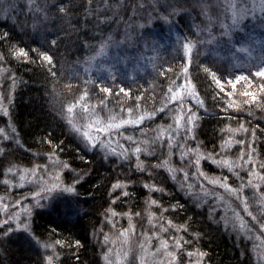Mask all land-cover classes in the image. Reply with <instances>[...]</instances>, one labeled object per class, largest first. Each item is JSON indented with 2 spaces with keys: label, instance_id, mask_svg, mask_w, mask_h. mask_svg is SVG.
I'll use <instances>...</instances> for the list:
<instances>
[{
  "label": "rangeland",
  "instance_id": "obj_1",
  "mask_svg": "<svg viewBox=\"0 0 264 264\" xmlns=\"http://www.w3.org/2000/svg\"><path fill=\"white\" fill-rule=\"evenodd\" d=\"M52 2L0 0V19L28 41L45 43L54 38L62 25L59 11L50 6ZM109 2L118 11L112 18L100 17V22L108 24V20H113L110 30L93 50L74 59L81 60L77 64L81 74L72 71L68 74L81 75L77 79L82 84L80 90L77 94L69 87L61 90L56 83L51 85L49 95L54 112L73 139L83 146L82 150L99 154L105 163L124 161L143 165L145 174L150 176L142 184L146 198L138 213L130 214L127 208L107 209L98 228L100 261L102 264H208L194 243L197 236L193 235L191 240L186 227L168 217L174 206L160 199L166 201L173 193L177 199L180 194L188 206L205 212L212 225L234 242L245 264H264V164L258 158L256 139L259 123H264V113L262 120L256 118L260 111L257 109L264 112L261 87L264 76L256 75L264 68V0ZM175 20L183 21V28H178ZM76 24L77 21L68 23L66 32L74 30ZM92 42L95 41L88 39L86 50ZM185 44L191 46L190 52L184 48ZM169 56L183 59L188 66L210 56L225 73L222 81L228 88V98L237 101L240 123L226 131L219 145L210 146L212 150H205L195 136L202 101L197 100V90L185 69L180 81L175 77L177 84L172 82L167 86L159 104L157 92L150 96V102L145 98L132 102V95L119 89L126 80L144 79L149 81L148 87L158 85L160 91L165 69L159 74L157 69ZM212 72L219 74L216 67L207 74L212 77ZM237 76L242 78L236 81ZM14 80V74L0 59V129L3 130L0 131V222H3L0 255L3 258L4 248L13 243L35 252L40 264H59V253L53 243L40 238L50 247L45 248L41 243L29 245L18 226L27 223L32 233V217L38 212L66 221L86 212L75 188L84 175L72 171L55 153L31 155L34 163L30 165L8 159L7 151L11 148L16 152L15 148L20 146L10 118ZM95 80L109 83L97 82L100 86L96 87ZM229 80L235 81V86ZM216 86L220 90L225 88ZM173 96L177 98L174 100ZM154 106L157 107L152 109ZM192 114H195V128L188 132ZM122 120L138 122L121 124ZM113 124L117 126L111 127ZM85 133L96 137L95 144ZM137 148L141 150L139 156ZM140 156L144 159L137 161ZM151 157L154 160L146 167L147 158ZM224 160L233 165L231 170L221 163ZM126 170H121L114 185L121 194L129 185L124 178ZM69 188L75 191H68ZM9 228L14 231L8 233ZM47 257L52 260L49 262Z\"/></svg>",
  "mask_w": 264,
  "mask_h": 264
},
{
  "label": "trees",
  "instance_id": "obj_2",
  "mask_svg": "<svg viewBox=\"0 0 264 264\" xmlns=\"http://www.w3.org/2000/svg\"><path fill=\"white\" fill-rule=\"evenodd\" d=\"M53 1L50 6L59 11L58 16L61 15L62 25L58 26L54 38L51 37L52 39L45 43L28 41L22 35L17 34L19 31L15 30L7 21L0 19V59L16 78L13 81L15 88L11 100L10 118L20 142V146L15 148L17 151L13 152L10 148L7 151V156L15 163L17 161L30 165L34 163V158L31 155L42 156V154L55 153L72 171L84 175L75 188L76 196L83 201L86 212L71 221H66L56 219L49 213L46 216L37 211L38 214L36 213L32 217V233L53 243L59 253V264H102L99 256L101 251L98 247V228L107 215V209L113 207L114 210L120 211L122 208H127L130 214L138 213L141 210L142 200L144 201L146 198L145 188L142 184L148 181L150 176L145 174L143 165L138 166L124 161V163L111 161L113 164L105 163L99 154L93 155L82 150L80 147L83 146L68 133L49 101L50 87L56 83L61 90L69 87L76 94L78 93L82 86L79 83L81 75L68 76V74L71 71L74 74H81L77 70L79 69L77 64L81 62L79 59L85 56L88 51L93 50L94 45L110 30L109 27L113 21L110 19L106 24L104 21L100 22V17L103 18L107 15L112 18L118 9L115 10L116 6L113 8L109 0ZM95 14L99 16H94ZM69 18L70 20H68ZM74 21H77L75 29L66 32L68 23L72 24ZM175 21L178 28H183V21ZM106 25L107 27H105ZM5 32L8 33L7 37L4 36ZM88 39L95 42L90 43V49L86 50L85 43L88 42ZM21 48L25 49L27 56L19 51ZM42 51H47L53 57L51 63L42 58L40 55ZM79 56L81 57L78 60H74ZM206 59L193 62L189 67L185 65L183 59L165 57V61L157 69L158 74L162 69H165L164 82L160 83V91H157L158 85L155 87L156 89L148 87L149 81L144 82V79L133 82L126 80L123 83L127 85L123 84L119 89L128 91L129 95H132V102L138 98H145L146 102H150V96L157 92L159 95L156 97V101L159 104V101L164 99L167 86L172 82L177 84L175 77H178L177 81H180V75L188 66V76L197 90V100L202 101L199 104L202 108L198 109L200 119L195 136L205 150H212L209 147L219 145L231 126L234 128L238 126L241 111H239L237 101L228 98V88L224 86L225 88L220 90L213 77L207 74L209 70L216 67L219 73L216 74L217 78L225 80L223 70L214 64L212 57L208 56ZM204 67L209 70L205 71ZM152 81L154 82V80ZM97 82L95 80L93 86L109 83L102 80L100 83ZM141 102L143 103V101H137V104ZM156 107L151 108L155 109ZM257 110L260 111L256 118L259 117L258 119L262 120L260 117L264 112L261 109ZM259 125L260 129L258 127L259 133L256 137L259 141L258 158L264 164V123L262 124L260 121ZM141 159L144 158L140 156L137 161H141ZM147 159L146 167L147 163L154 160V157ZM118 168L130 171L128 173L126 170L124 174L129 185L123 194L119 193V190L114 186L115 182L117 183V175L122 172L121 170L119 172ZM63 177L66 179L65 172ZM160 200L174 206V210L169 212L168 217L173 222L185 226L191 240H193V235L197 236L194 243L203 253L206 263L245 264L234 242L212 225L205 212L196 210L192 205L188 206L180 194L179 199L172 193L168 200L163 201V198ZM77 240L81 242L79 245L76 244ZM4 252L3 258L0 255V264H40L35 252L21 245L15 246L10 243L4 248Z\"/></svg>",
  "mask_w": 264,
  "mask_h": 264
},
{
  "label": "snow or ice",
  "instance_id": "obj_3",
  "mask_svg": "<svg viewBox=\"0 0 264 264\" xmlns=\"http://www.w3.org/2000/svg\"><path fill=\"white\" fill-rule=\"evenodd\" d=\"M62 10H63V9H62ZM4 36L7 37V36H8V33L5 32V33H4ZM53 43H55V41H53ZM184 48H185L186 50H188L189 52H190V50H191V46H190L189 44H185V45H184ZM19 51H20L21 53H23L25 56H27V53L25 52V49L21 48V49H19ZM40 55L42 56V58H43L44 60L48 61L49 63L52 62L53 57H52L47 51H42V52H40ZM206 71H208V70L206 69ZM185 72H187V68H185ZM256 75L264 76V68H262V69H260L259 71H257V72H256ZM212 77H213V79L216 81V83H217L218 85H220L221 87L224 86L223 81H222L221 79H218V78H217V75H216L215 72H212ZM241 78H242V77L237 76V77H236V81H239ZM228 83H230V84H232L233 86H235V81L229 80ZM261 87L264 88V85H262ZM229 95H231V93H229ZM172 98L175 100L177 97H176V96H173ZM255 98H256V97L253 96V99H255ZM198 102H199V101H198ZM194 117H195V114H192L191 116H189V124H190L191 126L186 128V130H187L188 132L193 131L194 128H195ZM134 122H138V121H132V120H129V121H123V120H122V121H120L121 124H123V123H134ZM116 126H117V125H115V124L111 125V127H116ZM102 130H106V129H102ZM0 131H3V130L0 129ZM85 135H87V136H88V139H89L90 141H92L93 144H95V142H96V137H93V136L89 135L88 133H85ZM130 139H131V138H130ZM170 143H171V140H170ZM140 151H141V150H140L139 148L136 149L137 156H139ZM181 155L183 156L184 153H182ZM250 160H251V157H249V161H250ZM221 163H223L224 165L228 166L230 170H231L232 167H233V165H232L229 161H227V160H224V161H222ZM197 164H199V160H197ZM138 166H139V165H138ZM213 182H214V183H218L219 181H213ZM225 186H226V187H230V186H228V185H225ZM68 191H75V189H73V188H69ZM153 203H156V201H153ZM246 206H247V205H246ZM0 223H3V222H0ZM18 227H19V229H20V233H21V235L23 236L24 240H25L29 245H31V244H33V243H41L42 246L45 247V248L50 247V245H48V244H44L42 241H40V238H39L38 236H36L34 233H31V231H30V227H29V225H28L27 223H25V224H23V225H19ZM181 227H183V226H181ZM262 227H264V225H262ZM13 231H14V229H11V228L8 229V233H11V232H13ZM26 231L29 233L28 235H24V233H25ZM80 243H81V242H80L79 240L76 241V244H77V245H79ZM47 260L50 262V261L52 260V257H47Z\"/></svg>",
  "mask_w": 264,
  "mask_h": 264
}]
</instances>
